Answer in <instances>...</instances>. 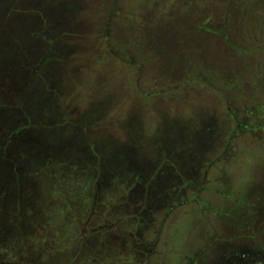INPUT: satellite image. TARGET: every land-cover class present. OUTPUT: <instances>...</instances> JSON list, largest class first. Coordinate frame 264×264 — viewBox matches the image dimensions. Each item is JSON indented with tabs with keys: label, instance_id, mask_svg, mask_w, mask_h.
Instances as JSON below:
<instances>
[{
	"label": "rangeland",
	"instance_id": "rangeland-1",
	"mask_svg": "<svg viewBox=\"0 0 264 264\" xmlns=\"http://www.w3.org/2000/svg\"><path fill=\"white\" fill-rule=\"evenodd\" d=\"M7 13L0 62L9 49L14 63L22 36L50 54L37 77L41 109L84 120L101 162L139 156L156 201L169 197L141 224L130 203L111 196L105 215L124 213L128 230L104 232V210H90L86 170L69 154L49 169L59 179L44 189L70 201H61L63 218L68 205L94 214L83 254L105 255L106 264H264V0H0V16ZM4 83L0 74V92ZM4 101L0 185L14 182L16 167L36 185L31 173L44 165H28L31 154L71 147L49 144L59 129H32ZM115 251L120 259L110 257Z\"/></svg>",
	"mask_w": 264,
	"mask_h": 264
},
{
	"label": "trees",
	"instance_id": "trees-1",
	"mask_svg": "<svg viewBox=\"0 0 264 264\" xmlns=\"http://www.w3.org/2000/svg\"><path fill=\"white\" fill-rule=\"evenodd\" d=\"M10 11L11 9L8 8V13ZM8 13L3 17L1 14L0 19L8 20ZM15 49L17 52L13 57L14 63H10L9 49H7L8 55L1 57L3 62H0V74L3 75L5 82L1 89L3 92L7 91L9 97L5 98L3 92H0V104L5 103L4 99L11 102L12 106L17 109L14 115L16 120L26 119L32 125L31 128L40 133L44 129L45 132L59 129L57 134H64L67 131L72 134L73 138L68 135L56 134L49 144L57 147L59 144L62 145L60 142H66L71 148L64 149L62 145L61 149L52 150V147L47 146L45 152L41 154L42 157L36 158L33 157L34 154H31L32 157L28 165L37 167L35 162L37 160H42L44 165L40 166L39 172L31 173L37 174L39 177L36 185L27 180L25 177L27 168L22 167L13 168L15 169V178L12 184L10 182L0 185V189H3L0 193V264H106L105 255L96 260L98 257L94 254L81 252L84 239L90 230L87 227H90L89 222L94 215L92 211L91 214L83 212L77 215L68 205L69 215L65 214L63 218L62 209H60L63 199L58 198L55 193H45L47 192L44 189L45 184L53 183L55 178L59 179L56 177L57 174L49 172V169H59L62 161H66L69 154H74V168L86 170L88 178L85 183L86 189L92 191V200L96 199V202L93 201L89 206L90 210L95 205L102 206L104 210L102 221L97 224L105 228L104 232L111 229H121L125 232L128 230L127 227H123L127 223L124 221V217L118 214L122 212L117 211L118 213L113 218L105 215L113 205L110 202L111 196L119 195L118 203H130L134 209L131 216L138 220L144 217L149 218L148 216L156 209L166 207L169 197L156 201L155 197L158 195H154L153 177H145L144 181L140 179L145 168L141 170L143 165L139 156L136 157L131 153L132 157L126 158L124 162L117 161L118 158L115 159V157L108 159L106 163L101 162L100 159L104 157L99 158L97 154L94 155L91 152V145L88 144V141L85 142L86 137L83 136L82 128L87 123L84 125V120L83 123H77L74 122V119L63 117V114L60 118L57 116L56 119L52 117L53 111L51 114L43 111L37 99L43 92L37 77L42 76L45 59H49L50 54L47 56L46 50L41 47L39 49L33 47L24 39V36L21 38V43H16ZM24 67L27 68L26 75L23 80H20L19 71ZM12 77H14L13 82H11ZM46 77L49 79L51 74ZM10 87L13 88L12 96ZM35 98L37 101L34 102ZM24 103H26L25 106ZM3 108L4 105H0V110ZM61 111L62 109H60ZM49 126L54 128L47 129L46 127ZM37 136L42 138V135L36 134L35 137ZM80 142L82 144H79ZM64 150L67 152L63 155ZM109 166H112L113 169L105 170ZM63 201L70 202L66 199ZM172 207L173 205L167 208L164 214H169ZM93 210L97 212L98 208L94 207ZM149 221L150 218L147 223H151ZM140 223L142 224V220ZM158 226L159 223L156 224L157 232ZM83 227L87 233L83 231ZM66 249L73 253L71 252L70 256H64ZM120 254L115 251L110 257L120 259Z\"/></svg>",
	"mask_w": 264,
	"mask_h": 264
},
{
	"label": "crops",
	"instance_id": "crops-1",
	"mask_svg": "<svg viewBox=\"0 0 264 264\" xmlns=\"http://www.w3.org/2000/svg\"><path fill=\"white\" fill-rule=\"evenodd\" d=\"M61 57L63 58L64 56H63V55H61Z\"/></svg>",
	"mask_w": 264,
	"mask_h": 264
}]
</instances>
